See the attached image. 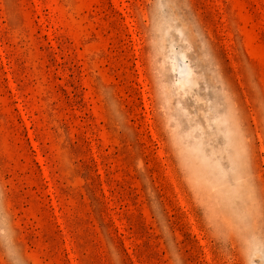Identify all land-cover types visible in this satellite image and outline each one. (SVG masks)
Instances as JSON below:
<instances>
[{
	"label": "rangeland",
	"instance_id": "obj_1",
	"mask_svg": "<svg viewBox=\"0 0 264 264\" xmlns=\"http://www.w3.org/2000/svg\"><path fill=\"white\" fill-rule=\"evenodd\" d=\"M0 264H264V0H0Z\"/></svg>",
	"mask_w": 264,
	"mask_h": 264
},
{
	"label": "bare ground",
	"instance_id": "obj_2",
	"mask_svg": "<svg viewBox=\"0 0 264 264\" xmlns=\"http://www.w3.org/2000/svg\"><path fill=\"white\" fill-rule=\"evenodd\" d=\"M181 72H182V70H181ZM181 72H180V73H181Z\"/></svg>",
	"mask_w": 264,
	"mask_h": 264
}]
</instances>
